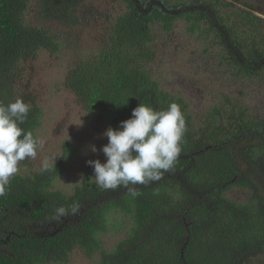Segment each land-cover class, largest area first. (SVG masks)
I'll return each mask as SVG.
<instances>
[{"label": "trees", "instance_id": "1", "mask_svg": "<svg viewBox=\"0 0 264 264\" xmlns=\"http://www.w3.org/2000/svg\"><path fill=\"white\" fill-rule=\"evenodd\" d=\"M85 1L0 0V101L31 104L25 131L34 133L42 112L31 76L23 77L26 62L40 49H56L44 23H81ZM116 1L96 7L105 31L64 83L102 134L141 102L157 110L178 103L187 128L179 159L160 181L135 185V197L124 187H98L85 171L71 193L58 189L55 180L75 154L70 145L54 165L22 164L0 196V264H72L73 256L88 264H264V97L254 89L264 84V18L241 0L243 7L235 0ZM178 17L202 37L201 66L217 73L226 67L228 90L215 95L206 118L190 111L181 93L161 86L151 69L154 26L170 31ZM197 73L205 78L204 69ZM234 184L250 198L226 196ZM74 204L76 213L53 219L56 208ZM113 215L129 217L131 225L108 250L100 234Z\"/></svg>", "mask_w": 264, "mask_h": 264}, {"label": "rangeland", "instance_id": "2", "mask_svg": "<svg viewBox=\"0 0 264 264\" xmlns=\"http://www.w3.org/2000/svg\"><path fill=\"white\" fill-rule=\"evenodd\" d=\"M241 1L254 5L255 13L264 18V0ZM234 3L237 7H243L239 0ZM104 6L105 0H86L79 6L81 23L72 26L57 20L44 23L48 33L56 40V50L41 49L26 62L27 67L23 73L25 79L31 76L32 93L36 99L34 101L42 111L40 124L34 130V135L43 141V146L35 158L25 159L19 167L22 164H35L36 167L45 166L46 163L54 165L50 158L54 157L56 163L65 147L73 146L74 156L66 160L67 167L55 180L56 187L66 193L72 192L82 171L94 176L93 168L87 164L88 160L99 158L102 163L106 160L102 152L92 153L90 146L95 145L100 149L107 144V138L103 137L97 122L64 83L69 68L96 47L100 33L105 31L104 16L97 14L96 8L102 9ZM159 24L154 26L158 39L157 48L155 47L157 55L151 64L152 72L161 86L181 93L191 102L193 109L190 111L198 113L200 118H206L216 102L213 101L215 95L228 90L229 84H225L227 79L222 75L226 74V67L218 66L217 73L201 66L198 51L202 47V37H199L198 33L192 34L188 31L185 19L178 17L170 31H165ZM199 69H204L205 78L197 73ZM187 72L191 74L187 75ZM234 85L233 83L232 87ZM254 89H257L258 97H264L263 82H258ZM225 194L241 202L250 198V192L244 191L237 184L228 188ZM117 220L123 222L124 228L114 226ZM130 225L131 219L127 216H110L107 229L100 234L103 246L112 250L119 240L128 234ZM74 254L79 255L77 252ZM73 258L76 259L72 264L89 263L86 258Z\"/></svg>", "mask_w": 264, "mask_h": 264}, {"label": "clouds", "instance_id": "3", "mask_svg": "<svg viewBox=\"0 0 264 264\" xmlns=\"http://www.w3.org/2000/svg\"><path fill=\"white\" fill-rule=\"evenodd\" d=\"M30 109L31 104L23 98L8 104L0 101V196L6 195L20 163L35 158L43 146L38 136L21 127ZM186 131L185 115L178 103L172 102L166 109L157 110L141 102L132 109L130 118L121 121L117 128L109 126L104 131L102 135L107 138V144L100 149L90 146L92 153L100 151L106 158L103 163L99 158L87 161L93 168L96 185L103 189L124 187L135 197L138 194L135 185L147 186L160 181L175 167ZM53 158L50 159L55 164ZM78 207L75 204L70 209L58 207L53 219L58 220L69 212L74 214Z\"/></svg>", "mask_w": 264, "mask_h": 264}]
</instances>
